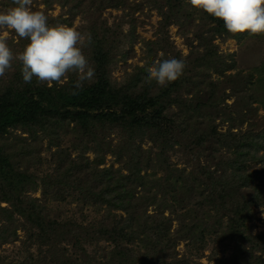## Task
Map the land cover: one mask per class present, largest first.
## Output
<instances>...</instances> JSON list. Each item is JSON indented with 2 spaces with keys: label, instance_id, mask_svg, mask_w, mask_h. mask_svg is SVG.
<instances>
[{
  "label": "trees",
  "instance_id": "1",
  "mask_svg": "<svg viewBox=\"0 0 264 264\" xmlns=\"http://www.w3.org/2000/svg\"><path fill=\"white\" fill-rule=\"evenodd\" d=\"M184 1H171L169 12L159 8L160 29L179 19ZM174 2L178 5H171ZM43 3L44 10L32 8L46 14L49 26L72 27L79 16L84 22L81 28L91 29L94 81L85 84L78 95L70 94V83L54 82L49 87L33 80L26 84L19 73L2 81L0 141L13 129L31 130L50 125V121L74 124L90 139L77 157H71L54 129L51 142L57 148L53 153L56 165L53 174L42 180L41 198L31 195L33 176L17 169L0 145V246L19 241L18 231L22 230L45 256L35 260L30 253L28 260L18 264H188L178 257V243L188 242L199 254L208 236L225 247L233 245L231 256L215 264H264V233L253 236L248 226L255 209L264 207V156L260 155L264 129H257L254 123L256 92L249 87L250 96L243 93L245 98L239 96L235 105L221 108L214 95L215 90L219 97L217 82H209L204 69L155 91L156 83L146 80L147 68L155 63L117 82L112 77L118 55L115 45L110 47L114 37L100 35L95 29H114L104 17L106 10L133 13L131 0ZM55 4L63 11L58 17L49 14ZM16 6L13 0H3L0 13ZM210 21L229 33L223 21L212 16ZM126 39L121 34L117 43L124 46ZM155 44L158 42L149 43ZM163 51L161 60L179 59ZM215 72L221 74L218 69ZM186 84L190 89L185 93ZM195 88L198 93L193 94ZM239 105L248 108L240 111ZM217 118L229 125L226 132L218 130ZM244 121L249 122L245 130ZM117 133L118 139H112ZM145 143L150 148L145 149ZM175 149L187 159L183 168L168 157ZM89 152L94 158L87 156ZM66 154L68 159L60 160ZM108 155L120 164L118 168L114 164L106 167ZM67 194H77L83 206L104 214L81 223L52 217L49 201L64 202ZM101 242L112 245L90 255L87 246Z\"/></svg>",
  "mask_w": 264,
  "mask_h": 264
},
{
  "label": "rangeland",
  "instance_id": "2",
  "mask_svg": "<svg viewBox=\"0 0 264 264\" xmlns=\"http://www.w3.org/2000/svg\"><path fill=\"white\" fill-rule=\"evenodd\" d=\"M2 1L0 0V8ZM171 1L173 0H131L130 4L135 7L132 11L133 13H128V10L123 11L121 9L106 10L104 17L107 18L111 26H114V29L95 30L100 31V35H113L114 37L115 43L110 39V47L114 48L115 45V50H118V55L114 60L112 68L113 80L121 82L128 75L141 72L147 65L151 63L153 65L157 61H161L165 55L163 54V50H166L168 52L167 54H176L179 59L185 62L186 68L183 73L184 76L192 77L197 69L208 70L207 75H209V79H207L209 82H217L215 88L219 91V97L215 90L214 95L221 102V108L226 107L225 105H235L239 96L245 98L243 93L250 96L248 91L249 87L254 90L257 95H255L257 103L254 104V107L257 108V115H255L257 119L254 123L257 125V129L263 130L264 35L252 36L249 33L233 35L227 33L218 29L210 21L211 16L203 11L193 9L185 1L180 12L177 14L180 20L177 19L176 22H173L166 29H160L162 16L159 8L163 7L162 11L169 12V3ZM43 2L44 0H33L31 7H38L44 10L46 7ZM172 4L175 5V2ZM175 11L177 10L175 9ZM49 14L54 17L60 16L63 14L61 6L55 4L53 9L49 11ZM182 16L184 17L183 19ZM83 25L84 22L81 17L78 16L73 20L72 27L84 34L92 33L91 29H82L81 27ZM133 26L135 29H132ZM121 34L127 36L124 46H121L119 44L120 42L117 43V36ZM0 36H3L7 41L14 56L22 52L24 47L29 43L28 40L19 38L12 32L5 33L4 30H0ZM153 41L158 42V44L152 47L149 43ZM83 53L94 67L89 46L83 48ZM155 57L156 60L154 62L152 59H155ZM12 64L13 67L7 70L3 77H0V86L2 81L12 80L14 78L13 75L17 73H19V78L23 80L21 75L22 64L15 59ZM197 65H203L204 68H197ZM217 69L221 71V74L220 72H215ZM76 78L75 74H69L67 78L63 79L62 83H70L73 85ZM33 80L36 79L33 78ZM188 89L190 87H187L186 84L184 88L185 93ZM200 89H204V87H200ZM153 90L157 91L158 86L156 85ZM197 91L198 88H195L193 94L198 93ZM247 108L248 106L243 107L241 105L238 107L240 111ZM235 116L240 121L239 118L241 117H238L237 113ZM215 123L219 131L226 132L228 130L229 125L222 122L221 118H217ZM242 123L243 125L241 126L243 129H247L249 122L244 121ZM46 125L36 126L31 130L13 129L0 141V145L12 157L15 167L33 176L35 180V186L33 187L35 190L31 192V195L36 198L42 197L44 185L42 180L45 176L53 174L56 165L55 159L57 157H53V153L57 148H52L53 144L51 142L54 133L57 131V138H61L60 145L63 149L68 150L67 154L71 157H77L82 148L88 145L90 139L82 131H79L74 124L63 125L50 121V125ZM119 135V133L114 134L112 139H118ZM261 141H263L262 148L264 147V137L260 138ZM150 145L145 143L144 148H150ZM175 150L168 154L170 161L180 168L185 167L186 157L178 149ZM67 154L62 156L60 160L66 157L68 159ZM260 155L264 156V150H260ZM87 156L94 158L92 152H89ZM106 161V167L114 164L115 168H118L120 165L119 163H115L116 161L111 155L107 156ZM206 161V159H203L204 163ZM187 168L191 169L189 166ZM157 172L162 173L159 170ZM251 172L253 171L251 170ZM249 173L248 170L247 174ZM73 195L67 194L64 202L49 201L48 206L52 217L59 216L60 219H69L78 223L90 222L102 217L104 211L100 214L93 212V208L85 207L77 200L79 198L77 194ZM2 206L6 207L7 204L3 203ZM254 213L255 216H253L251 222H248V226L251 228L252 235L256 236L264 233V207L256 208ZM166 215H169V212H166ZM174 226L176 227V222ZM18 236L20 237L19 241L0 246L1 264H18L26 259L28 260L30 253L34 255L35 260L45 256L40 253V247L38 245L28 242L25 232L19 230ZM206 239L207 245L199 254L188 242H179L176 247L178 257L187 260L188 264H215L216 260L231 256V248L233 245L230 247L226 245L225 247V243L210 240L212 239L211 237L207 236ZM110 245L112 244L101 242L98 246H87V250L90 255H93L94 251L100 252ZM256 255H260L258 251H256ZM171 261L169 260V262Z\"/></svg>",
  "mask_w": 264,
  "mask_h": 264
},
{
  "label": "clouds",
  "instance_id": "3",
  "mask_svg": "<svg viewBox=\"0 0 264 264\" xmlns=\"http://www.w3.org/2000/svg\"><path fill=\"white\" fill-rule=\"evenodd\" d=\"M33 0H13L16 7L0 13V30L12 32L29 43L14 56L7 41L0 36V77L13 67V60L21 64L23 81L49 87L61 84L69 74L76 80L71 95H78L85 84H91L95 68L84 55L83 48L92 44L90 33H81L68 25L49 26L48 17L42 11L33 10ZM193 9L223 21L233 35L249 33L264 35V0H185ZM186 64L182 59L171 58L157 61L147 68L146 80L166 88L184 73Z\"/></svg>",
  "mask_w": 264,
  "mask_h": 264
}]
</instances>
